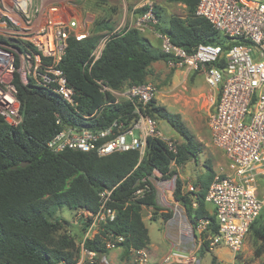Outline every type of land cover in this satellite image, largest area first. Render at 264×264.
Here are the masks:
<instances>
[{
    "label": "built area",
    "instance_id": "built-area-1",
    "mask_svg": "<svg viewBox=\"0 0 264 264\" xmlns=\"http://www.w3.org/2000/svg\"><path fill=\"white\" fill-rule=\"evenodd\" d=\"M146 7L137 17L135 28L155 29L161 50L168 55L165 63L171 68L201 73L209 88L211 139L228 158L231 172L217 173L205 196L213 206L210 212L215 216L217 231L212 230L208 218L198 219L195 226L191 224L198 249L205 246L212 252L224 247L233 255L227 264H235L252 224L264 210V0H199L196 14L239 43L227 50L222 45L201 43L191 53L157 28L161 21L151 1L146 2ZM93 22L92 15L79 10L76 0H0V117L15 126L22 122L18 84L55 94L84 122L97 118L108 106L126 105L102 127L66 123L58 117L60 129L48 140V149L55 154L77 150L99 156L137 150L142 158L148 139L156 138L176 154L177 139L166 134L160 120L149 113L150 103L159 92L150 80L119 89L94 77L104 101L90 113L82 110L61 64L70 40L90 37ZM122 32L101 37L83 70L91 72L107 43ZM170 170L177 171L170 178L164 179L154 169L148 177L138 179L131 200H140L155 191L159 206L175 202L184 207L183 201L174 199L180 171L175 160ZM116 187L100 191L96 211L81 209L83 230L75 227L80 235L76 241L78 255L74 262L62 260L57 264L108 262L106 255L86 246L98 236L107 250L125 246V235L105 230V225L117 217L118 209L113 205ZM197 192L196 185L183 182L182 194L189 193L195 208ZM141 207L142 211L153 210L146 204ZM129 251L135 264H151L147 248L130 247ZM168 260L169 257L165 259Z\"/></svg>",
    "mask_w": 264,
    "mask_h": 264
},
{
    "label": "trees",
    "instance_id": "trees-1",
    "mask_svg": "<svg viewBox=\"0 0 264 264\" xmlns=\"http://www.w3.org/2000/svg\"><path fill=\"white\" fill-rule=\"evenodd\" d=\"M166 1L184 4L187 15H173L166 27H162L161 23L157 28L189 53L201 43L222 45L226 50L239 43L217 31L206 18L196 14L199 0ZM145 10L146 6L139 12ZM155 13L159 17L156 9ZM96 24L100 25V29H111L100 21ZM93 27L90 37L70 40L61 64L69 84L75 88L82 110L87 113L104 101L93 81L94 77L105 79L112 87L121 89L147 82L153 64L168 60L167 54L153 47L142 31L133 27L125 29L107 43L102 57L91 72L83 70L84 63L101 38V35L93 33ZM18 88L22 122L15 126L0 117V264H57L62 260L74 262L79 250L76 241L65 234L55 236L64 227V221L54 219L58 210L83 208L96 211L100 191L116 185V202L113 205L118 209L117 217L105 225V230L125 235L126 255L130 247H149L151 240L143 220L141 204L155 209L159 205L155 191L140 200H131L133 186L138 179L151 175L154 169H158L164 178H170L177 173L170 170L173 160L180 169L198 159L203 145L185 125L181 115L159 105L156 99L150 103L149 113L158 120L166 121L182 137L176 154L156 138L148 139L142 158L137 150L107 156L77 150L55 154L48 149L47 142L60 129L56 122L58 117L66 123L102 127L118 116L126 105L108 106L97 118L84 122L72 107L55 94L30 85L18 84ZM208 171L195 184L198 187L197 208L192 206L189 193L182 194L183 181L179 177L174 197L184 202L194 226L198 219L208 218L212 230L216 232L215 216L209 211L205 200L215 176L211 167ZM163 215L166 220L172 217L171 213ZM259 217L251 229H254L257 238L262 239V247L257 249L261 253L264 252V222L256 226L260 222ZM74 234L78 235V232ZM86 246L102 256L109 252L99 236L86 242ZM201 250L205 251L206 247L203 246ZM216 263L217 258L214 257L212 264Z\"/></svg>",
    "mask_w": 264,
    "mask_h": 264
},
{
    "label": "rangeland",
    "instance_id": "rangeland-1",
    "mask_svg": "<svg viewBox=\"0 0 264 264\" xmlns=\"http://www.w3.org/2000/svg\"><path fill=\"white\" fill-rule=\"evenodd\" d=\"M147 1L153 3L162 27H166L167 21L173 15L182 17L187 15V8L184 4L166 0H76V3L79 10L89 13L94 18L93 33L104 37L107 34L119 33L129 27H135L137 17L141 14L139 9L145 7ZM97 21L109 25L111 29L107 27L100 29V25L96 24ZM147 32L155 35V29L142 30L144 36ZM156 38L151 39V42L155 47L161 49V42L157 38L159 41L156 43ZM153 65L148 80L158 87L157 103L173 113L180 114L185 125L203 145V151L198 159L190 161L183 168L180 167L178 177L185 183L190 182L195 185L200 176L209 173L210 167L215 175L231 172L228 158L211 139L209 88L204 76L201 73L189 72L185 69L171 68L164 61ZM160 127L178 142L183 141L182 137L166 121L160 120ZM173 179L174 176L171 180ZM170 188L174 190V187L170 186ZM208 209L211 212L213 210V206L209 203ZM80 211L81 209L69 208L58 210L54 219L64 221V227L55 236L65 234L75 241L79 240L80 235L74 234L72 230L75 227H80L83 230L82 220L84 219L82 215H79ZM142 213L151 240L147 247L149 263L212 264L213 258L216 257V264H227L233 260V255L224 247L212 252L206 250L202 252V248H197L191 221L182 205L172 202L168 206H159L157 209L153 208V210ZM164 213H171L172 217L166 220ZM258 221L260 222H257L256 226L264 222V211ZM260 247H262V239L257 238L254 229H251L241 252L236 256L235 264H264V252H257ZM106 256L109 264H135L134 256L130 251L127 255L125 254V246L109 250ZM167 257L169 260L165 261Z\"/></svg>",
    "mask_w": 264,
    "mask_h": 264
},
{
    "label": "crops",
    "instance_id": "crops-1",
    "mask_svg": "<svg viewBox=\"0 0 264 264\" xmlns=\"http://www.w3.org/2000/svg\"><path fill=\"white\" fill-rule=\"evenodd\" d=\"M144 37H146L148 40H149V42L151 43V45L153 46V47H155L154 45H153V43L151 42V39H155L156 38V36L153 34V33H149V32H147V34L144 36ZM159 40L156 38V43L158 42ZM157 48V47H156ZM159 62V61H158ZM155 64V63H154ZM156 64H157V62H156ZM154 66V65H153ZM152 66V67H153ZM161 260H162V258H161ZM157 262H159V261H157ZM160 263V262H159Z\"/></svg>",
    "mask_w": 264,
    "mask_h": 264
},
{
    "label": "water",
    "instance_id": "water-1",
    "mask_svg": "<svg viewBox=\"0 0 264 264\" xmlns=\"http://www.w3.org/2000/svg\"><path fill=\"white\" fill-rule=\"evenodd\" d=\"M75 230L79 233L78 228H75ZM100 264H109L107 261H102ZM170 264H187V263H170Z\"/></svg>",
    "mask_w": 264,
    "mask_h": 264
}]
</instances>
